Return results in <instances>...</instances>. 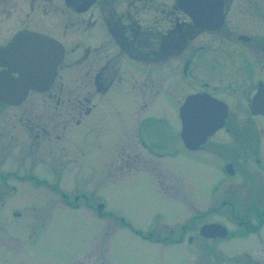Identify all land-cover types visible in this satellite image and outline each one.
<instances>
[{
	"label": "flooded vegetation",
	"instance_id": "obj_1",
	"mask_svg": "<svg viewBox=\"0 0 264 264\" xmlns=\"http://www.w3.org/2000/svg\"><path fill=\"white\" fill-rule=\"evenodd\" d=\"M219 35L224 36L227 42H230L235 35V40L240 45L234 44L226 50H215L213 41L218 40ZM203 36L209 40L206 41L207 43L201 42ZM259 37L263 39L260 40ZM40 50L62 51V59L56 67L53 80L46 88L43 87L39 91L30 90L25 100L18 105H10L0 100V117L9 113L12 108L22 109L21 112L26 115L36 111V109L31 111L35 106L33 101L29 103L33 107L27 106L29 99L54 100L55 108L61 109L58 115L67 114L74 118L77 113L79 115L75 119L77 126L85 121L81 128L72 130V138L67 139L66 143L73 147L74 136L81 133L85 138L86 146L114 148L110 154L109 150H106V157H113L116 163H120L115 166L117 179L150 175L156 191L167 197L170 194L183 193L180 187H174L170 192V179L164 176V173L167 174L164 167L161 172L152 166L148 159V165L142 163L143 166L140 167L138 161L144 157V154L148 153L149 156L163 163L176 159L183 151L194 153L199 159L207 157L209 160H214L222 177L209 188L208 193L211 195L207 204L215 203L221 192H229L228 196L234 202L225 200L222 206L230 205L234 218L236 185L240 186L243 192L248 190V200L252 201L256 198L257 202L248 201L249 204L246 209L244 208L248 219L239 218L238 225L242 230L231 232L223 223L214 220L205 221L198 228L197 235L187 236L188 247L195 252L201 251L192 247L196 238H201L204 241L202 245L207 249L205 254L221 258L224 257L222 253L227 255L229 253L221 251L220 247L224 243L245 235L260 233L264 228V208L257 217V211L260 209L256 205H264V198L259 196V194L264 195V185L258 188L259 182L253 186L258 177L254 170L248 171L249 168H253L252 163L248 164L244 159L240 168L236 167L233 160L238 152L251 153L254 163L261 166L259 174L261 178L260 175L264 174V162L259 145L249 139L223 138L229 137L230 134L240 135L238 134L240 128L249 132V137L253 136L254 140L264 134L260 127L263 126L262 120H264V76L251 74L256 68H260L264 73V0H0V82H15L20 77V73L25 71L26 66L33 65V58L41 56L38 53ZM250 50L253 51L250 52L251 55ZM217 61L220 66L219 73L227 74L220 86L219 74L214 75L213 65ZM170 72L174 78L173 82L165 78V73L170 76ZM202 79L214 81L217 86L212 87L208 82H201ZM194 81L198 83L195 88L190 84ZM75 83H81L83 90L75 93ZM189 84L193 85L194 89L188 91ZM181 87L185 89L178 92ZM217 87L221 90H217ZM167 89L168 93L167 91L165 93L173 100L171 102L176 122L164 128L146 126L155 118L149 109ZM3 96L12 95L4 93ZM95 98L99 99L98 104L94 102ZM118 98L126 99L129 107V109L125 108L128 112L123 119L124 106L122 102L117 101ZM188 98L193 99L190 104L199 115L217 113L218 107L214 106L213 102L215 99L226 107L225 122L221 125L223 127L196 149L188 148L181 137L184 126L180 119V110ZM103 106L105 111L102 113ZM218 112H222V107ZM230 114L247 115V117L241 122L232 123L229 121ZM26 115L21 119L24 123L29 120ZM140 115L143 116L138 118ZM156 120L163 121V117H156ZM4 126H7V129L11 126L8 117ZM20 127L23 136L26 135L27 129H30V136L38 137L40 131L44 135L49 134L45 126ZM257 127L259 133L255 130ZM147 128L150 130L149 139L144 138L143 130ZM160 129L169 130V135L176 141L165 145L163 137L154 138L156 133H160L158 131ZM20 130H18L19 134ZM125 131H130L135 147H139L142 157L138 151L135 152L136 150L130 155L122 153L124 146L129 147L131 140L123 145L122 137ZM246 132L245 135L248 134ZM35 139L41 142L39 147L46 141V139ZM170 146L172 148L165 152L159 151L161 147ZM207 146L209 148L205 150ZM217 147H226L232 152L221 156L216 152ZM83 153L87 159V153ZM126 161L132 165L128 166ZM124 168L128 170L129 176L123 175L120 171ZM149 168H152V171H149ZM238 168L244 174V169L248 168L246 172H249L251 179L250 189L246 186L243 188L242 181L235 182ZM40 173H34V176L31 172L29 176L37 177L36 175ZM6 174H0L4 185L0 188V199L8 193L10 195L18 191L16 186H7L9 174ZM51 176L54 179L52 183L60 181L58 174ZM43 177L41 181L50 184ZM155 177L161 178L159 185H155ZM243 179L246 180L245 177ZM262 184H264L263 180ZM50 187L60 191L56 185ZM69 191L73 196L74 191L71 189ZM81 195L87 202L91 200L86 198L85 194L81 193ZM246 197L243 198L246 200ZM73 198L77 199V197ZM239 200L240 197L237 201ZM66 204L67 207H72L70 205L72 203L66 202ZM93 206L97 208L96 205ZM193 206L196 205L190 203V208ZM13 214L16 216L18 212ZM249 215H255L256 219L250 218ZM157 217L159 219L158 214ZM123 221L120 220L121 223ZM215 224L224 226L226 232L213 229L212 233L208 231L202 233L204 226ZM184 229L185 226L182 227V231ZM221 231L226 233L224 237L217 234ZM149 232L151 233L146 232L148 235L144 232L142 234L148 243L167 246L184 242L181 227L180 233L172 237H164L165 235L153 237L154 230L150 229ZM230 253H241L249 258L252 256L241 250ZM255 253L259 258L261 254V260L264 258V253L262 254L259 249ZM106 262L107 259L104 258L100 264H107ZM246 263L252 264L251 261Z\"/></svg>",
	"mask_w": 264,
	"mask_h": 264
},
{
	"label": "rangeland",
	"instance_id": "obj_2",
	"mask_svg": "<svg viewBox=\"0 0 264 264\" xmlns=\"http://www.w3.org/2000/svg\"><path fill=\"white\" fill-rule=\"evenodd\" d=\"M223 37L219 35L217 36L218 40L213 41L215 50L221 51L234 44L240 45L236 42L235 35L232 36L230 42H227ZM205 38L206 36H203L202 43L209 41ZM258 39L262 40L263 38L259 37ZM238 47L243 48V46ZM250 52L253 51H249L251 55ZM213 66L215 68L214 75L219 74L218 85L220 86L227 74L224 70L225 74L219 73L218 61ZM251 74L264 76L260 68H256V71ZM165 78L171 82L174 81L171 72L170 76L165 73ZM210 81L201 80V82H208L212 87L217 86L214 81ZM190 84H193L194 88L198 86L196 81ZM190 84L187 88L188 91L191 88L194 89ZM81 86V83H75L74 92L82 91ZM184 89L185 87H181L178 92ZM216 89L221 90L219 87ZM166 91L168 93V89L156 99L153 107L149 109L155 118L146 126L164 128L176 122L171 102L173 100L168 98ZM32 101L35 108L29 104ZM117 101L122 102L124 106L123 119L128 112L125 108L129 109V107L126 99L118 98ZM94 102L98 104L99 99L95 98ZM27 104V106L33 107L31 111L34 109L36 111L26 115L21 112L22 109L12 108L9 113L0 117V174L8 173L7 186H16L18 189L15 194L9 195L8 193L9 196L5 195L0 199V264H100L104 258L107 259V264L115 262L118 264H247V261H251L252 264H264L261 254L260 258L255 256L257 249L262 251V254L264 253V228L257 235H245L221 245V251L229 252L228 255L222 253L224 257L221 258L205 254L207 249L202 245L204 241L201 238H196V242L192 245L193 248H199L201 251L195 252L187 245V236L189 234L197 235L198 228L205 221L214 220L223 223L231 232L242 230L238 225L239 218L248 219L245 207L250 202H257L256 198H253L252 201L248 200V190L243 192L240 190V186L236 185L234 218L229 208L230 205L222 206V202L225 200L230 203L234 202L229 198V192H221L215 203L207 204V201L210 202L209 195H211L208 193L209 188L222 177L218 164L214 160H209L207 157L199 159L195 157L194 153L187 151L181 152L176 159L165 163L161 160L159 162L148 153L142 157L139 147H135L136 144L130 131H125L122 137L123 145L129 139L131 140L129 147L124 146L122 153L130 155L136 150L135 152L138 151L142 157L138 161L140 167L143 166L142 163L148 165V159L151 161V165L159 171L162 172L165 168L167 174L164 173V176H168L170 179V192L174 187H180L179 189L183 193L182 195L163 196L156 191L150 175L130 177L129 172L127 173L128 170L124 168L120 171L129 177L117 179L118 173H116L115 166L117 167L120 163H116L113 157H106V150H109L110 154L114 148L107 146L106 149H101L100 147L86 146L85 138L81 133L74 136L73 147L66 143L67 139L72 138V130L81 128L85 122L77 126L75 121L79 116L77 113L74 118L67 114L58 115L60 107L57 110L55 101L46 98L29 99ZM104 111L105 107L102 113ZM24 115L29 119L26 123L21 121ZM141 116L143 115L138 118ZM159 116L163 117V121L156 120V117ZM7 117L11 120V126L10 128L8 126V129L7 126H4ZM246 117L247 115L230 114L229 121L232 123L241 122ZM176 119L178 118L176 117ZM262 122L263 126L260 127L264 133V120ZM34 125L45 126L49 134L44 135L40 131L38 137L30 136V129H27L26 135H22L20 126L29 128ZM242 127L247 128V126ZM258 129L259 127L255 130L258 131ZM18 130H20V134ZM143 131L144 138L149 139L150 130L147 128ZM158 131L160 133H156L154 138L163 137L165 145L176 141L169 135V130L160 129ZM238 132L240 135L230 134L229 137L223 139H249L257 142L262 162H264V134L254 140V137H249V132L243 131L242 128ZM244 132L248 134L245 135ZM35 138L46 139V141L39 147L41 142ZM111 141L113 142L112 138ZM170 148L172 146L161 147L159 151L165 152ZM208 148L209 146L205 150ZM230 151L232 152V150ZM230 151L226 147H217L216 149V152L221 156L230 154ZM83 152L87 153V159ZM244 159L248 164L252 163L253 165L252 169H246L249 172L254 170L258 177L253 186L259 182L258 188L263 186L261 181L263 180L264 183V174H261V178H259L261 166L254 163L251 153L238 152L233 157L236 167L240 168ZM126 164L132 165V163L129 164V161H126ZM246 169H244V174L238 168L239 173L237 171L235 182L242 181L243 188L246 186L247 189H250L251 179H249V172H246ZM148 170L152 171V168ZM31 172L34 176L41 173L36 175L37 177L31 178L29 176ZM52 174L60 176V181L54 183L63 192L50 187L55 186L52 183L54 180ZM42 176L50 184L43 183ZM118 177L121 176L118 175ZM160 182L161 178L155 177V185H159ZM2 186H4L3 178H0V188ZM70 189L74 191L73 196L70 194ZM81 193L91 200L87 202ZM259 196L264 198V195L259 194ZM73 197H77V199ZM239 197L240 200L237 201ZM243 197H246V200ZM66 202L72 203L70 204L72 207H67ZM190 203L196 206L190 208ZM93 205H96L97 208L103 205L105 210L97 212V208ZM256 207L260 209L257 211L258 217L264 205L257 204ZM13 212H18V215L15 216ZM249 216L256 219L255 215ZM120 220L125 222L121 223ZM162 223H165L166 226ZM183 226L185 229L182 231ZM180 227L184 234L183 244L162 246L148 243L142 236L143 232L151 233L149 232L151 228H155L153 237L177 236L180 233ZM168 243H174V241H168ZM238 250L246 251L252 256L249 258L244 257L241 253H230Z\"/></svg>",
	"mask_w": 264,
	"mask_h": 264
},
{
	"label": "water",
	"instance_id": "obj_3",
	"mask_svg": "<svg viewBox=\"0 0 264 264\" xmlns=\"http://www.w3.org/2000/svg\"><path fill=\"white\" fill-rule=\"evenodd\" d=\"M38 53L41 56L33 58V65L26 66L25 71L20 73L21 80H17L14 84L0 82V99L9 104H17L23 100L29 89L41 90L50 83L53 78V71L61 60L62 52L42 50ZM49 70H51V73ZM4 93L12 96L4 97ZM218 111L212 115H198L194 109L185 113L183 123L186 127L183 138L188 148L196 149L209 135L221 127L226 117V111L224 109H222V112ZM204 229L212 233L211 226ZM217 234L220 236L225 235L224 232Z\"/></svg>",
	"mask_w": 264,
	"mask_h": 264
}]
</instances>
